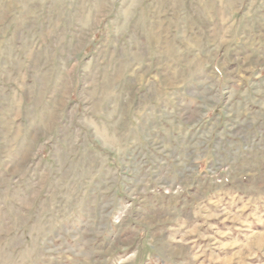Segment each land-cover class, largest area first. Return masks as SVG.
Segmentation results:
<instances>
[{
  "label": "rangeland",
  "instance_id": "obj_1",
  "mask_svg": "<svg viewBox=\"0 0 264 264\" xmlns=\"http://www.w3.org/2000/svg\"><path fill=\"white\" fill-rule=\"evenodd\" d=\"M0 264H264V0H0Z\"/></svg>",
  "mask_w": 264,
  "mask_h": 264
}]
</instances>
